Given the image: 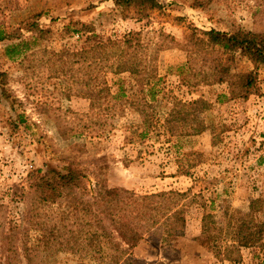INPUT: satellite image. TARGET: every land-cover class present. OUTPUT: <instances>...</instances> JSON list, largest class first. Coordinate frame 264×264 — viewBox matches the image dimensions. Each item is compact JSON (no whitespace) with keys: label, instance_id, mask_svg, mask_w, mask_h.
I'll use <instances>...</instances> for the list:
<instances>
[{"label":"rangeland","instance_id":"1","mask_svg":"<svg viewBox=\"0 0 264 264\" xmlns=\"http://www.w3.org/2000/svg\"><path fill=\"white\" fill-rule=\"evenodd\" d=\"M159 2L160 10L138 19L121 11L116 0H0V27L10 35L0 42V210L7 214L5 227L28 225L25 217L33 205L28 183L33 176L53 178V170L65 173L71 168L79 173L81 189L72 197L64 193L51 209H44L55 212L58 227L66 222L67 205L75 207L70 221L80 222V194L83 188L93 189L96 181L138 195L174 190L185 192L183 233L168 237L157 225L131 249L132 258L145 264H264V254L249 249H241L239 262L222 260L199 240L205 213H211L214 231H220L228 220L234 223L231 213H246L250 201L260 199L263 204L255 215L264 219V64L254 65L234 52L227 63L229 73L254 74L245 97L236 96L227 78L215 82L206 75L214 59L223 64L227 57L191 44L209 29L229 35L264 34V0ZM71 21L89 24L104 36L137 31L144 43L158 48L157 81L151 89L146 86L145 92L137 89L132 94L150 104L144 109L154 127L125 104L129 91L116 94L120 86L132 83L127 73L105 75L114 94L106 99L112 107L107 112L91 109L89 99L75 86L76 65L54 71L39 64L50 54L81 46L83 36L62 32ZM38 29L49 32L29 51L35 62L23 67L18 58L6 55L8 45L30 38ZM198 99L207 104L185 106L188 117L180 128L185 135L170 136L163 129L156 134L174 101ZM194 128L201 131L194 133ZM36 236L34 230L20 234L17 245L34 244ZM229 240L223 237V242ZM50 258L49 264H96L87 255L66 251ZM1 259L0 255V263Z\"/></svg>","mask_w":264,"mask_h":264},{"label":"trees","instance_id":"2","mask_svg":"<svg viewBox=\"0 0 264 264\" xmlns=\"http://www.w3.org/2000/svg\"><path fill=\"white\" fill-rule=\"evenodd\" d=\"M116 1L121 11L127 14L130 12L138 19L145 18L151 11L162 8L159 0ZM46 32L49 31L38 29L30 38L18 39L17 42L11 43L6 47V55L13 59L18 58V63L23 67L26 62L29 64L35 62L33 51H29L39 44L38 41L42 40L43 33ZM62 32L77 34L81 39L83 36L81 46L70 52L50 54L40 59L39 64H47L48 68L54 71L61 66L76 65L75 69L72 66V70L79 73L74 79L75 86L89 99L91 109H102L107 112H111L112 107L106 103L108 101L106 99L109 95L111 98L114 97V94L111 93L105 75L127 73L132 83L128 88L120 86L116 94L123 96L129 91L130 100H125V104L142 114L143 122L147 126L154 127L148 120L150 114H146L144 109L150 104L145 98H132V94L137 89L145 92L146 86L151 89L153 82L157 81L158 70L155 60L158 48L144 43L141 33L137 31H129L119 36H104L95 33L93 26L89 24L71 21L65 25ZM201 35L195 37L194 42L191 39L192 46H197L202 52L206 49L227 57L223 64L220 59H214L212 72L206 75L215 82H223L227 78L231 81L230 92L245 97L250 87L254 85L253 72L230 74L227 63L232 60L234 52L239 51L254 65L264 64V34L237 31L229 35L223 31L209 29L201 31ZM9 36V33L0 27V42L10 39ZM92 69L95 71L94 74ZM60 70L64 72L65 69L62 67ZM195 104L206 106L207 103L201 99L190 103L174 101L166 111L163 121L158 124L156 134L163 129V132L170 136L185 135V131L180 129L185 126V118L188 117L185 106ZM199 131L201 129H193L194 133ZM52 177L35 175L29 181L30 191L27 194L33 195L31 197L33 205L26 213L25 219L29 220L27 226L8 223L5 227L7 214L0 210V255L3 258L0 264L23 262L49 264L52 261L50 256L59 251L87 255L96 264H145L132 258L130 251L153 227L160 226L164 235L168 237L183 233L185 204L182 201L185 199V192L169 190L138 195L125 188L107 187L100 181H96L93 189L87 190L82 187L81 202L77 203L81 206L84 216L78 219L80 222H71L75 207L70 208V205H67V213L64 216L66 222L58 227L55 212L47 214L44 212L45 207L51 209L61 195L64 196L66 193L72 197L81 187L79 173L71 168L65 173L53 170ZM262 204L260 199H252L249 210L246 213H231L229 218L234 223L228 220L225 228L220 231H214L211 213L203 214L199 239L201 244L216 257L230 262L241 260V249H249L255 255L264 254V219L260 221L255 215ZM29 225L33 229H30ZM73 225H79V229L75 231ZM29 230L37 232L36 243L28 245L25 241H20V246L17 245L20 234L25 236ZM225 236L230 240L223 242ZM19 255L21 259H18Z\"/></svg>","mask_w":264,"mask_h":264}]
</instances>
